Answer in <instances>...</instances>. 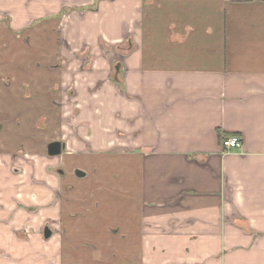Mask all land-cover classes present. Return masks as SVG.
I'll list each match as a JSON object with an SVG mask.
<instances>
[{
  "label": "crops",
  "instance_id": "1",
  "mask_svg": "<svg viewBox=\"0 0 264 264\" xmlns=\"http://www.w3.org/2000/svg\"><path fill=\"white\" fill-rule=\"evenodd\" d=\"M0 49V264H264V0H0Z\"/></svg>",
  "mask_w": 264,
  "mask_h": 264
},
{
  "label": "rangeland",
  "instance_id": "2",
  "mask_svg": "<svg viewBox=\"0 0 264 264\" xmlns=\"http://www.w3.org/2000/svg\"><path fill=\"white\" fill-rule=\"evenodd\" d=\"M128 42H129V38L126 37L124 40H121L118 44L112 45L110 47H107V49H108L107 51H111L112 52V51H117L118 50V51H120L121 55L123 53L127 57L129 55V53H127V49H128V45H129ZM1 51L2 50L0 49V53H1ZM111 52L107 53V58L108 57L111 58V64L110 65H112L114 63V66L113 65L110 66V71H109V73H107V79L110 80V81H112V79H114V80L116 79L117 82L116 81L115 82L117 84V87H119L120 81H118V79H117L118 76L116 78V75H118V72H120L121 70L124 72L125 68H124L123 64H121L120 62H119V64L115 63V62H118V61H116V59H119V61H121L122 57L116 58L115 56L111 55ZM125 56H123V57H125ZM88 58H87V56L86 57L83 56V61H85V64H86V62H88ZM1 60L2 59L0 57V61ZM85 64H84V66H85ZM117 67H118V69H116ZM0 80L4 84V86L8 85V83H10L9 80L6 79V78L0 77ZM120 88H121V86H120ZM61 106H62V104H61ZM38 139H39V145L44 148L43 151H42V148H41V151L37 150L36 148H33L34 151L31 150L32 148H27V150H23L22 149V150H15L14 152H11V154H10V156H11V158H10V170H12V172L13 171L15 172L19 168V165H18V161L19 160L24 161V162H31V161L34 162V156H35V158L38 159L37 154L43 153L44 156H45V153L47 151L46 150V148H47L46 144L48 143V141H50V135L48 133H45L44 135H42V137L39 136ZM22 147H29V146L28 145H23ZM38 151H39V153H38ZM61 153H64V151L62 150ZM33 154H35V155L33 156ZM62 157H64V155L61 156V161H62ZM59 160H60V158H59ZM57 196L59 197V194ZM50 221H51V219H50V217H48V218L44 219L43 224H45L46 226L50 227V224H49ZM24 233L26 235L28 234V232H24ZM0 256H2V253L0 254ZM49 264H54V262H50Z\"/></svg>",
  "mask_w": 264,
  "mask_h": 264
},
{
  "label": "built area",
  "instance_id": "3",
  "mask_svg": "<svg viewBox=\"0 0 264 264\" xmlns=\"http://www.w3.org/2000/svg\"><path fill=\"white\" fill-rule=\"evenodd\" d=\"M111 55L115 56L116 58L122 57L121 61H119V59H116V61H118V62H115V63H118V64H119V62L122 64L124 59H125V57H126L123 53L121 55L120 51H118V50L117 51H112ZM123 56H125V57H123ZM82 63L85 64V61H82ZM110 64H111V58H110ZM112 65L114 66V63ZM115 81L117 82V80L112 79V82H115ZM118 89L120 91V85H119ZM240 147H241V140H240V138L238 136H227V137H223L221 139V148L225 152L237 150Z\"/></svg>",
  "mask_w": 264,
  "mask_h": 264
},
{
  "label": "water",
  "instance_id": "4",
  "mask_svg": "<svg viewBox=\"0 0 264 264\" xmlns=\"http://www.w3.org/2000/svg\"><path fill=\"white\" fill-rule=\"evenodd\" d=\"M118 69V67L116 68ZM62 145L59 143V142H53V143H50L48 144L47 146V154L49 156H56V155H59L61 153V150H62ZM78 176H82L83 174L78 172L76 173ZM51 236V231L48 229V227L44 228L43 230V238L44 239H49Z\"/></svg>",
  "mask_w": 264,
  "mask_h": 264
}]
</instances>
